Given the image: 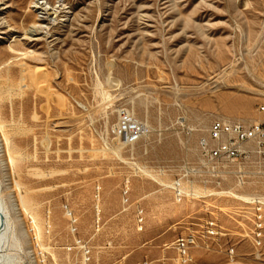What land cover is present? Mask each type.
Here are the masks:
<instances>
[{
  "label": "rangeland",
  "instance_id": "374dc122",
  "mask_svg": "<svg viewBox=\"0 0 264 264\" xmlns=\"http://www.w3.org/2000/svg\"><path fill=\"white\" fill-rule=\"evenodd\" d=\"M42 1L0 0V118L21 158L0 177L38 222L12 212L14 264H173L191 232L189 264H264V207L255 246L232 195L263 188L171 189L214 120L259 117L264 0Z\"/></svg>",
  "mask_w": 264,
  "mask_h": 264
},
{
  "label": "built area",
  "instance_id": "2783aa9c",
  "mask_svg": "<svg viewBox=\"0 0 264 264\" xmlns=\"http://www.w3.org/2000/svg\"><path fill=\"white\" fill-rule=\"evenodd\" d=\"M258 98L256 113L259 117L254 121L246 124L217 119L211 123L207 136L198 141L197 161L187 162L184 173L171 184L178 201L187 196L183 181L190 184L198 182L205 189L222 188L229 183L232 184V191L249 185L264 189V72L259 81ZM190 192L189 195L198 197L194 191ZM223 193L232 194L230 191ZM247 199L249 201L240 200L251 206L250 242L259 246L263 238L264 195L255 192ZM217 228L214 221H207L204 229L206 237L218 234ZM197 243L198 237L193 232L179 237V245L172 248L176 253L173 264L192 262V250Z\"/></svg>",
  "mask_w": 264,
  "mask_h": 264
},
{
  "label": "bare ground",
  "instance_id": "6f19581e",
  "mask_svg": "<svg viewBox=\"0 0 264 264\" xmlns=\"http://www.w3.org/2000/svg\"><path fill=\"white\" fill-rule=\"evenodd\" d=\"M35 7L36 8H42V10H44V9L53 10V8H54V6H51V5L47 4V2H44L42 0H36ZM54 14H56V13H54ZM11 41H15V38H13ZM11 45L8 46L9 50L13 53H18V51L13 49L11 47ZM19 54H21V53H19ZM24 56H25V54H24ZM6 127L7 126H5V124L1 121V118H0V166L2 167V169L3 168L9 169V175L12 177V175H14V173H15L16 163H17L18 159L20 160L21 158H19L20 154L17 155L16 153H18V152H16L11 145V140H10V137L8 136L9 133L7 131L8 129ZM18 164H19V161H18ZM13 178H12V181L15 180ZM15 178H16V176H15ZM4 179H5L4 176H3V178L0 177V264H14L16 256L10 248L11 244H12V240H15L14 231H13V229H14L13 227L15 226V220L12 216V212L15 215H17L18 213H23L26 216H32V219L34 222H35L36 218L32 214V208H31L32 206L27 203V201H28L27 198L29 197V195L27 196V198L24 196V191L22 190L23 187H21L22 184L20 185L18 183L19 181L17 182L15 180L14 183L12 184L13 186H11V187L7 186L6 187L7 189H11L10 190L11 192L9 193L8 202L5 200L4 194H3ZM15 191H17L16 196L14 194L12 195V192H15ZM233 196L240 198V199H247L246 197H243L244 195L238 196L236 194H233ZM30 201H31V199H30ZM67 214L69 215V217H72V214L69 210L67 211ZM37 223L38 222H35L34 224H37ZM35 228L37 230V233H35V234L38 237L41 236L38 225ZM178 245H179V238L176 239V241L173 243L172 247L176 248Z\"/></svg>",
  "mask_w": 264,
  "mask_h": 264
}]
</instances>
